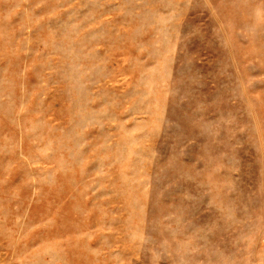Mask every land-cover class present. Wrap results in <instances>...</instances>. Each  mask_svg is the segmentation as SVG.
<instances>
[{
  "label": "rangeland",
  "instance_id": "1",
  "mask_svg": "<svg viewBox=\"0 0 264 264\" xmlns=\"http://www.w3.org/2000/svg\"><path fill=\"white\" fill-rule=\"evenodd\" d=\"M0 264H264V0H0Z\"/></svg>",
  "mask_w": 264,
  "mask_h": 264
}]
</instances>
